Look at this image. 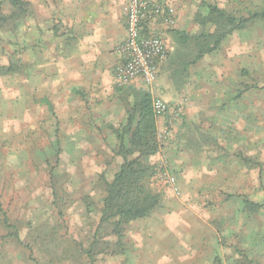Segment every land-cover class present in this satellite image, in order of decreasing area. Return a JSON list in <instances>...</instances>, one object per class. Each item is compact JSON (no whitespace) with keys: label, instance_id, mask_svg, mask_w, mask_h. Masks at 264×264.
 Masks as SVG:
<instances>
[{"label":"rangeland","instance_id":"1","mask_svg":"<svg viewBox=\"0 0 264 264\" xmlns=\"http://www.w3.org/2000/svg\"><path fill=\"white\" fill-rule=\"evenodd\" d=\"M24 1L27 13L0 30V65L19 66L0 75V264H264V209H244L264 204V19L219 41L230 27L210 10L248 19L264 0H162L177 12L168 58L154 86L116 93L125 115L108 127L25 108L18 84L32 93L39 66L82 33L71 0ZM10 10L0 5V15ZM142 94L158 152L140 161L156 170L150 188L161 204L118 232L101 224L104 200L124 164L118 131Z\"/></svg>","mask_w":264,"mask_h":264},{"label":"crops","instance_id":"2","mask_svg":"<svg viewBox=\"0 0 264 264\" xmlns=\"http://www.w3.org/2000/svg\"><path fill=\"white\" fill-rule=\"evenodd\" d=\"M128 1L71 0V26L82 36L63 56L39 66L32 93L30 84H18L25 108L33 104L43 114L57 108L59 117L72 124L95 120L108 127L124 119L122 102L115 97L121 87L114 71L120 63L117 47L126 38L123 8Z\"/></svg>","mask_w":264,"mask_h":264},{"label":"trees","instance_id":"3","mask_svg":"<svg viewBox=\"0 0 264 264\" xmlns=\"http://www.w3.org/2000/svg\"><path fill=\"white\" fill-rule=\"evenodd\" d=\"M5 2L10 4L11 10L5 16L0 15V30L6 22L20 19L27 13L28 3L26 1L3 0L0 5L2 6ZM210 10L230 27L227 33L225 32L221 36H213L219 41L225 38L227 34L231 35L236 30L245 27L252 20L264 19V13L246 19L227 15L215 7ZM16 72H19V66L10 64L9 67H4L0 65V75ZM129 88L131 87L127 86L120 89ZM132 131L133 134H130ZM128 135L131 136L130 145L140 148L139 156L135 159H130L134 151L127 148ZM118 140L120 141L119 155L124 159V164L115 175L114 180L108 184L101 224L113 221L116 230L120 232L124 225L150 216L161 204V195L150 188V181L156 175V170L140 161L142 157L153 156L158 152V144L155 139V121L147 94H142L136 100L129 114L127 125L118 131ZM244 209L247 212L259 211L264 209V204L259 205L247 200L244 203Z\"/></svg>","mask_w":264,"mask_h":264},{"label":"built area","instance_id":"4","mask_svg":"<svg viewBox=\"0 0 264 264\" xmlns=\"http://www.w3.org/2000/svg\"><path fill=\"white\" fill-rule=\"evenodd\" d=\"M126 38L117 47L120 63L115 68L114 80L123 88L132 85L154 86L161 66L169 55L165 30L177 25L175 6L162 0H129L125 4ZM157 114L167 111L164 102L154 104ZM175 192L179 191L177 179L163 175Z\"/></svg>","mask_w":264,"mask_h":264}]
</instances>
